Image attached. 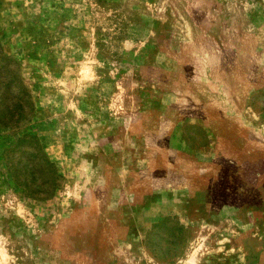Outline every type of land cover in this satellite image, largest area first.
Returning a JSON list of instances; mask_svg holds the SVG:
<instances>
[{
    "label": "rangeland",
    "instance_id": "374dc122",
    "mask_svg": "<svg viewBox=\"0 0 264 264\" xmlns=\"http://www.w3.org/2000/svg\"><path fill=\"white\" fill-rule=\"evenodd\" d=\"M0 48L33 105L0 264H264V0H0Z\"/></svg>",
    "mask_w": 264,
    "mask_h": 264
},
{
    "label": "trees",
    "instance_id": "16d2710c",
    "mask_svg": "<svg viewBox=\"0 0 264 264\" xmlns=\"http://www.w3.org/2000/svg\"><path fill=\"white\" fill-rule=\"evenodd\" d=\"M30 98L15 61L0 48V130L16 128L31 117ZM2 161L9 180L24 198L45 201L57 191L61 177L34 134L16 135L2 151Z\"/></svg>",
    "mask_w": 264,
    "mask_h": 264
}]
</instances>
